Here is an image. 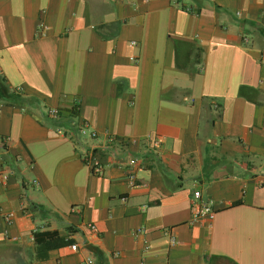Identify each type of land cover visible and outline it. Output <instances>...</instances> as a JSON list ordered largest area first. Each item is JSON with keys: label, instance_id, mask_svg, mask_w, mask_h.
<instances>
[{"label": "crops", "instance_id": "obj_1", "mask_svg": "<svg viewBox=\"0 0 264 264\" xmlns=\"http://www.w3.org/2000/svg\"><path fill=\"white\" fill-rule=\"evenodd\" d=\"M0 86V264H264V0H0Z\"/></svg>", "mask_w": 264, "mask_h": 264}, {"label": "built area", "instance_id": "obj_2", "mask_svg": "<svg viewBox=\"0 0 264 264\" xmlns=\"http://www.w3.org/2000/svg\"><path fill=\"white\" fill-rule=\"evenodd\" d=\"M47 26L44 22H40L37 26V34L44 35L45 30ZM131 44H135V42H131ZM130 59L132 61H136V57L131 56ZM48 114L51 116H58L60 114V109L58 108H49L47 110ZM64 133L62 130L60 131ZM78 132H80L82 135H87L90 138H93L96 136V132L87 125V123H82L78 127ZM71 134V133H70ZM109 141H112L113 138H108ZM157 143V140L154 141ZM17 159H19L17 157ZM82 161L87 165L91 171V173L95 175H102L104 165L99 160V158L95 155L93 151H85L82 154ZM119 163V162H118ZM136 163V158L129 156L126 164L129 166H132ZM13 174V169L10 166H7L3 163V161L0 159V182L2 184H7L9 177ZM128 181L131 183V185H138V182L135 179V173L132 171H129L128 173ZM34 186H37L38 183L36 180L29 181ZM215 216V210L213 208V204L210 200L204 199L201 195L200 191H195L192 195L191 199V223L197 222L201 218H205L210 223ZM0 219L3 220L6 224H10L13 219V212L11 211H2L0 208ZM88 226L92 229L95 228L93 224H88ZM143 229L139 228L135 231V233L142 232ZM163 234L168 238V242L170 245H174L176 243V237L172 233L171 229L165 228L163 230ZM72 248H77V244L73 243L71 244Z\"/></svg>", "mask_w": 264, "mask_h": 264}, {"label": "trees", "instance_id": "obj_3", "mask_svg": "<svg viewBox=\"0 0 264 264\" xmlns=\"http://www.w3.org/2000/svg\"><path fill=\"white\" fill-rule=\"evenodd\" d=\"M0 90H2L1 86H0ZM55 240H58V239H55ZM72 243V239H65V240H62L61 243H53V242H50V241H47L46 244H47V247L49 248H52V247H55V246H59L61 244H71Z\"/></svg>", "mask_w": 264, "mask_h": 264}]
</instances>
